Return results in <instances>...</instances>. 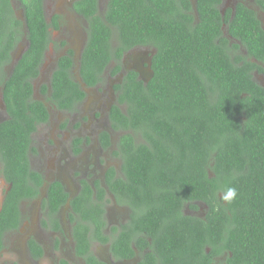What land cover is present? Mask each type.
<instances>
[{"label": "trees", "instance_id": "1", "mask_svg": "<svg viewBox=\"0 0 264 264\" xmlns=\"http://www.w3.org/2000/svg\"><path fill=\"white\" fill-rule=\"evenodd\" d=\"M96 5V0L75 5L88 22L79 68L73 72L70 50L56 63L49 96L46 85L40 93L58 110L71 112L85 95L75 73L92 87L104 83L114 56L116 75L126 52L155 49L153 77L145 84L137 73H126L115 84L117 101L108 113L111 129L121 133L116 155L122 166L118 178L109 174L106 184L131 212L115 254L132 252L134 233L136 241L142 234L152 241L153 252L140 264H215L221 255L226 264H264V87L252 75L261 68L228 44L215 1L198 0V19L186 0H108L103 14ZM25 17L29 47L8 77L2 67L11 63L9 49L0 42L7 112L0 123V163L10 186L0 211V249L4 232L17 227L19 201L38 193L41 178L28 160L31 134L49 117L46 105L33 97L32 83L50 43L42 0H25ZM224 22L248 56L261 60L255 16L239 4ZM101 139L107 146L106 132ZM229 186L238 193L230 204L220 199ZM104 192L97 184L92 199L87 186L71 202L76 254L87 264H104L90 250L93 242L108 241L99 203ZM64 203L61 186L51 184L47 217L54 230ZM195 203L206 205L203 218L184 214L186 206L197 209Z\"/></svg>", "mask_w": 264, "mask_h": 264}, {"label": "flooded vegetation", "instance_id": "2", "mask_svg": "<svg viewBox=\"0 0 264 264\" xmlns=\"http://www.w3.org/2000/svg\"><path fill=\"white\" fill-rule=\"evenodd\" d=\"M29 1V0H28ZM82 0H42V12L45 22L49 24L50 43L44 51L43 63L38 77L33 80V97L43 102L48 110V121L39 124L31 134V151L28 155L29 166L41 178L38 193L35 197L19 201L20 213L17 227L5 231L3 234L0 259L4 252L11 251L15 255L14 263L10 264H87L85 259L76 254V244L72 237L75 223L69 219L72 212L71 202L76 197L83 195L89 186L92 190V199H96V185L104 189L103 199L99 202L104 209L106 227L103 230L108 237L104 244L95 241L90 250L94 257L104 264H140L143 259L152 253L151 239L142 234L136 241L132 234L131 250L126 256L115 254V243L119 247L118 238L124 229H128L130 208L123 199L109 191L106 178L109 174L117 179L121 172L122 161L116 155L117 143L121 133L110 127L108 113L116 104L115 84L117 77L131 72L128 67L134 66L142 71V76L147 77L149 70L147 61H152L155 49L150 47H137L126 52L121 59V69L115 75V56L108 68L104 71V83L92 87L82 88L84 97L78 102L75 110L67 112L58 110L54 105L46 102V96L40 93L43 100L36 98V83L45 81L47 75V62H50L48 76L55 70L57 61L71 50L72 60L79 46L86 40L87 20L82 13L77 11L75 5ZM197 18L198 0H186ZM215 1V8L221 16L222 35L228 44L239 47L246 60L256 62L261 70H254L252 75L257 83L264 87V0H210ZM108 0H96L98 14H103ZM244 6L258 21L261 42L258 44L261 60L250 57L241 41L228 35L225 20L231 21L238 5ZM56 23V25H54ZM58 34L54 38L53 34ZM60 35L62 38H60ZM28 28L25 17V0H0V42L2 48L9 49V61H19L28 45ZM115 43V42H114ZM9 47V48H8ZM20 53V58L15 60V54ZM54 54V61L48 55ZM249 57V58H248ZM47 61V62H46ZM263 61V62H259ZM16 64V63H15ZM3 72L6 77L11 75L9 64H5ZM151 69V65H150ZM152 70V69H151ZM52 71V72H51ZM74 72V70H73ZM134 72V71H133ZM76 78L80 79L78 75ZM138 76V74H137ZM122 80V79H121ZM50 81V79H49ZM44 82L42 85H49ZM81 81V79H80ZM82 83V82H81ZM121 83V82H120ZM41 89V87H40ZM49 96V87L47 88ZM56 115V116H54ZM7 119L6 106L3 98V86L0 84V123ZM62 121V122H61ZM61 122V123H60ZM108 134V145L104 146L101 134ZM109 159L113 163H109ZM1 165V163H0ZM1 172V171H0ZM4 188L0 190V211L10 186L0 174ZM96 178H100L97 180ZM58 183L65 193V203L57 213L59 229L51 228L48 221V189L51 184ZM197 209L186 206L184 214L190 217L205 216L207 207L203 203H195ZM201 212V210H203ZM200 211V213H199ZM197 213V214H196ZM142 238L144 243L139 242ZM11 239L9 242L8 240ZM8 260L4 261L7 264ZM226 264V256L215 258V264Z\"/></svg>", "mask_w": 264, "mask_h": 264}, {"label": "rangeland", "instance_id": "3", "mask_svg": "<svg viewBox=\"0 0 264 264\" xmlns=\"http://www.w3.org/2000/svg\"><path fill=\"white\" fill-rule=\"evenodd\" d=\"M53 36H54V38H58V34L56 33V34H53ZM60 38H62L63 39V37H61V35H60ZM64 40V39H63ZM81 47V46H80ZM79 50V48L77 49V51ZM48 57H49V60L51 61V63H52V61H54V54L52 55H48ZM78 55H77V52H76V54H75V61H77L78 59ZM47 62V61H46ZM49 65H50V62H47V69H49V71H50V68H49ZM76 67V66H75ZM49 71H48V73H49ZM52 72V71H51ZM76 72V71H75ZM48 73H47V75L45 74V72H44V75H45V81L44 82H46V83H48V81H49V79H50V75L48 76ZM263 78H262V80L264 81V75L262 76ZM44 82H42V83H36V86H35V90H36V98H39V99H41V100H43L42 98H41V96H40V93H39V90H40V87L42 86V84L44 83ZM255 82L257 83V81L255 80ZM54 116H56V115H54ZM62 122V121H61ZM60 122V123H61ZM109 163H113V160H111V159H109ZM0 171H1V165H0ZM0 174H1V172H0ZM97 180H99L100 178H96ZM2 188H4V182H3V180H2V177H1V175H0V190L2 189ZM204 211V209L203 210H201V212H203ZM199 213H200V211H199ZM197 214V213H196ZM11 239H9L8 240V242L10 241ZM5 260H8V262H7V264H10V263H14V260H15V255H14V253H12L11 251H6V252H4L3 254H2V256H1V259H0V264H4V261Z\"/></svg>", "mask_w": 264, "mask_h": 264}, {"label": "water", "instance_id": "4", "mask_svg": "<svg viewBox=\"0 0 264 264\" xmlns=\"http://www.w3.org/2000/svg\"><path fill=\"white\" fill-rule=\"evenodd\" d=\"M83 47H84V45L81 46V47L79 46V50L77 51V55H78V58L77 59L78 60L77 61H74V64L76 66L74 68V71H77V69L79 68V59L81 57V53H82ZM20 53L21 52H18V53L15 54V56H14L15 57V60L20 58ZM16 62H18V61H11L10 65H9V68L11 70H13V67H14V65H15ZM150 65H151V61H147V67H148V70H149V75L147 77L142 76V71L139 70L137 67L131 66V67H128L127 70L132 71V72L134 71L135 73H137L138 74V79L141 80V81H143L146 84L153 77V71L150 69ZM117 78L118 79L115 82L120 83L121 82V79H122V76L120 75ZM77 81L79 83H81L80 79H78V78H77ZM81 86L83 88L84 87V84L81 83Z\"/></svg>", "mask_w": 264, "mask_h": 264}, {"label": "clouds", "instance_id": "5", "mask_svg": "<svg viewBox=\"0 0 264 264\" xmlns=\"http://www.w3.org/2000/svg\"><path fill=\"white\" fill-rule=\"evenodd\" d=\"M237 196H238L237 189L235 187L229 186L222 190L220 199L230 204L237 198Z\"/></svg>", "mask_w": 264, "mask_h": 264}]
</instances>
